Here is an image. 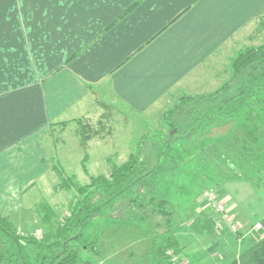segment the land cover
<instances>
[{
  "label": "crops",
  "instance_id": "1",
  "mask_svg": "<svg viewBox=\"0 0 264 264\" xmlns=\"http://www.w3.org/2000/svg\"><path fill=\"white\" fill-rule=\"evenodd\" d=\"M262 12L264 0H0V212L23 210L49 169V124L79 115L95 88L146 110ZM261 178L213 188L239 229L258 225L254 240L213 228L206 188L179 208L188 264H264V170ZM105 226L106 264H152L143 228Z\"/></svg>",
  "mask_w": 264,
  "mask_h": 264
},
{
  "label": "trees",
  "instance_id": "2",
  "mask_svg": "<svg viewBox=\"0 0 264 264\" xmlns=\"http://www.w3.org/2000/svg\"><path fill=\"white\" fill-rule=\"evenodd\" d=\"M263 24L264 19L258 29ZM228 69V77L214 90L181 93L162 113L158 127L143 134L135 151L120 164H112L108 173L91 175L87 183L79 184L64 179L53 167L61 175L58 187L73 193L60 218L50 204L40 206L39 235L19 231L10 215L0 212V264L84 262L81 250L92 248L99 253L97 235L102 237L105 224L113 221L146 231L152 264H178L183 247L176 237L175 212L157 194L158 172L193 169L213 180V187L206 188L212 190L227 179L254 180L257 186L262 183L264 41L239 48ZM227 124L223 133L210 134L213 128ZM82 126L87 128L85 123ZM90 132L82 129L81 138H88ZM212 220L220 233L217 218ZM90 228L93 237L84 240ZM253 230L252 240L260 234ZM238 237L233 233L234 239Z\"/></svg>",
  "mask_w": 264,
  "mask_h": 264
},
{
  "label": "rangeland",
  "instance_id": "3",
  "mask_svg": "<svg viewBox=\"0 0 264 264\" xmlns=\"http://www.w3.org/2000/svg\"><path fill=\"white\" fill-rule=\"evenodd\" d=\"M263 17L264 12L260 13V17H254L245 23L231 35L217 55L196 67L190 76L169 89L146 110L131 109L112 95L106 84L95 88L79 115L50 123L45 138L49 169L24 193L23 210L11 217L19 231L32 230L38 235L41 233L39 217L43 211L40 206L46 203L53 207L59 218L66 213L73 191L58 187L61 175L64 179L84 184L91 175L108 173L112 164H120L135 151L143 134L158 127L162 113L173 105L181 93L211 91L221 84L229 75L228 67L234 53L243 45L264 41V24L258 29ZM83 123L91 129V136L84 140L81 138L82 129L87 128H83ZM228 126L229 124L213 128L210 134L223 133ZM53 167H57L61 175ZM209 187H213V180L202 177L201 173L193 169H167L156 174L157 194L169 202L175 217L186 201ZM215 215L221 227L226 228V224ZM232 216L235 220L234 215ZM226 229H220V233L228 237L230 232ZM253 229L254 225L244 229L237 227L231 234L238 233L239 236L252 238L255 234ZM88 231H85L84 240L93 237L91 228ZM96 232L95 230V234ZM97 237L99 247L101 235ZM81 257L84 262L78 264H106L103 253H96L92 248H83Z\"/></svg>",
  "mask_w": 264,
  "mask_h": 264
},
{
  "label": "built area",
  "instance_id": "4",
  "mask_svg": "<svg viewBox=\"0 0 264 264\" xmlns=\"http://www.w3.org/2000/svg\"><path fill=\"white\" fill-rule=\"evenodd\" d=\"M203 196L206 201L208 208L226 224L228 230L235 232L237 229L236 223L233 216L225 207L224 203L221 201L218 193L212 189H205L203 191ZM258 225H254V229H257ZM178 264H188L183 257L178 261Z\"/></svg>",
  "mask_w": 264,
  "mask_h": 264
},
{
  "label": "water",
  "instance_id": "5",
  "mask_svg": "<svg viewBox=\"0 0 264 264\" xmlns=\"http://www.w3.org/2000/svg\"><path fill=\"white\" fill-rule=\"evenodd\" d=\"M175 129L171 130V133L174 131Z\"/></svg>",
  "mask_w": 264,
  "mask_h": 264
}]
</instances>
